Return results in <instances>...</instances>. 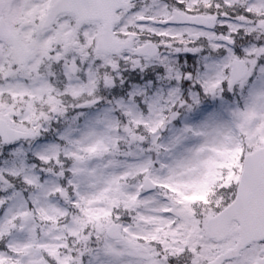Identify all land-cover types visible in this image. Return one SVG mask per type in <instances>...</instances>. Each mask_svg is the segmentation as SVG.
<instances>
[{
	"label": "snow or ice",
	"instance_id": "snow-or-ice-1",
	"mask_svg": "<svg viewBox=\"0 0 264 264\" xmlns=\"http://www.w3.org/2000/svg\"><path fill=\"white\" fill-rule=\"evenodd\" d=\"M0 264H264V0H0Z\"/></svg>",
	"mask_w": 264,
	"mask_h": 264
}]
</instances>
